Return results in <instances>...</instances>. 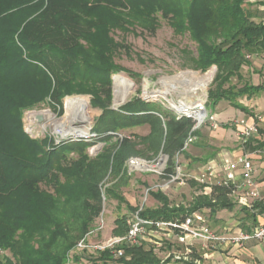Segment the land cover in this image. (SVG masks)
I'll use <instances>...</instances> for the list:
<instances>
[{"label":"trees","instance_id":"obj_1","mask_svg":"<svg viewBox=\"0 0 264 264\" xmlns=\"http://www.w3.org/2000/svg\"><path fill=\"white\" fill-rule=\"evenodd\" d=\"M251 1L0 0V250L12 251L19 264H67L70 258L79 262L82 255L73 252L103 212L102 184L109 174L121 172L127 157L124 149L139 143L144 149L135 153L145 160L167 155V178L175 174L176 159L187 156L184 146L192 119L178 118L174 111L141 98L118 110L111 108L112 76L121 72L115 59L129 51L115 41V31L139 28L154 36L162 18L176 34L188 33L198 46L196 69L206 73L218 68L210 105L227 100L248 111L238 100L256 96L264 85L225 86L233 77L241 78L247 56L264 54V23L253 21L247 11ZM75 94L91 96L102 111L90 140L56 144L52 137L33 138L25 130L26 113L44 107L58 112L65 97ZM137 128L148 129L149 134L133 132ZM116 139L119 144L113 143ZM100 142L104 148L92 159L88 150ZM256 148L263 150L264 143ZM231 194L230 189L215 186L209 195L197 197L191 209H176L168 197L156 193L161 207L141 211L140 216L182 222L204 208L211 213L232 210ZM65 198L77 201L79 210L71 221L59 222L49 207ZM254 209L264 212L260 203ZM117 224L121 230L116 234L125 235L127 221L119 219ZM143 246L123 247L124 257L118 260L110 251L97 260L160 264ZM0 264L13 262L3 259Z\"/></svg>","mask_w":264,"mask_h":264},{"label":"rangeland","instance_id":"obj_2","mask_svg":"<svg viewBox=\"0 0 264 264\" xmlns=\"http://www.w3.org/2000/svg\"><path fill=\"white\" fill-rule=\"evenodd\" d=\"M246 9L251 13L256 23H264V0H253L249 2L246 5ZM113 37L116 42L126 45L129 51L120 52L115 59V64L121 68V72L112 76L114 85L112 109L118 110L137 98H141L150 103H159L165 109L171 111H173V105H171V103L177 104L180 101L195 102L199 98H205L209 113L215 108L210 105L209 93L215 88L214 81L218 73V68L213 66L206 73L196 69L198 46L191 40L188 33L183 35L176 34L168 22L161 18L159 29L154 36L142 29L133 28L126 32L117 30L113 33ZM247 61L249 63H264V54L247 56ZM253 69L256 70V67L253 66ZM213 71L215 72L214 79L205 91L198 89L196 92H191L195 89L194 86L199 82V79L205 78ZM183 74H186V76L179 80H175L176 77ZM240 75L241 78L233 77L225 87L227 89L231 87L239 89L246 83L252 84L254 80L257 81L258 79L254 77L256 73H253L252 70H248L247 66L241 69ZM117 76L122 77L131 88V92L129 91L130 95L118 104L116 103L115 94V78ZM72 98L83 100L89 113L86 111L81 112L83 110H81V107L74 106L72 108L71 105L68 106V100ZM243 103H247L245 99H243ZM252 111H254L255 115L254 125L256 127V133L253 134L249 142L245 145H243L240 140V132L236 133L237 143L245 147L244 154H254L259 151L256 147L260 142L259 137L261 133L257 124L261 121L259 117L262 115L260 114L261 112L256 111V109H252ZM37 114L28 112V114L25 115V130L33 138H45L46 136L56 138V136L66 137L67 135L70 137L71 135H69V133L72 134L73 131L77 130H83L86 133L91 127H94L96 121L102 115V111L94 106L91 96L75 94L65 97L61 109L58 108V112L44 107L43 111ZM38 117L43 118L42 123L37 122ZM228 124H236V119L232 118ZM209 130L213 131L211 122L204 125L199 132L198 141L196 143V146H199L198 153H202L203 155L214 154L211 160L218 161L220 155L225 153L231 154L233 149H237L235 147L220 146L221 143L217 140H214L216 142L211 144V139L207 136ZM217 130L223 132L220 130V127ZM217 130L214 131L215 136H219V134H216ZM139 132L142 135H146V132L142 129L139 130ZM226 133L228 135L226 140L231 143L235 135L231 131ZM123 136L124 135H121V137ZM117 140L118 139L113 141V143L119 144ZM237 143L235 145H238ZM135 144L137 145L135 148L128 147L124 149L127 157L121 172L117 174L116 171H114L113 174H109L102 184L104 194L103 212L90 231L94 233L87 238L88 242L91 244L103 243L110 238L120 236L121 234L117 235L115 232L121 227L117 224V220L125 219V221H128L136 214L134 210L141 209L142 211H153L160 208L161 203L153 196L156 193H161L168 197L170 207L176 209H191L197 197L207 195L205 190L206 185L200 184L193 179V177H198L204 173L206 168L203 162L204 160L189 161L191 163L189 167L184 164V158L183 160H180V158L176 159V164H180L183 172L182 175L185 176L180 177V179L175 182H172L171 179L167 178L165 175L159 177L153 172L133 173L129 175L126 168L127 158H131V156H139L141 158V156L135 152L144 149L141 144ZM103 148L104 145L100 142V144L98 143L91 147L88 150V154L94 159L101 153ZM119 148L120 145L118 149ZM161 154L162 153L148 159V161L159 160ZM201 186L204 187L202 188ZM106 191H112V194H108ZM114 194L119 195L121 199L117 200ZM229 202L233 204L235 199L229 197ZM52 203L54 204L49 207V212L51 217L59 222L71 221V217L79 210L77 201L67 200L66 198L57 199ZM198 213L206 219V223L209 226L213 224L212 222L210 223V218H208L211 216L210 212ZM101 221L105 223V228L97 232L98 224ZM120 230L121 228L118 230L119 233ZM156 236L157 239L153 237L148 238L154 243L142 241L145 242L142 244L144 245L142 248L146 251L152 250L156 260L160 264H203L204 260L200 255V251L203 247L201 243L184 245L178 241L177 233H173L171 237H168L166 233L162 231L159 232V234L157 233ZM212 246L213 245H210L209 247ZM73 253L82 256L85 255L87 257L97 256V254H92L91 252L81 253L77 250ZM176 257H180V259ZM3 259L4 261L10 259L13 264H19L14 253L9 250H0V260ZM91 263L94 264V261H91ZM67 264H76V261L70 258ZM109 264L120 263L115 261L109 262Z\"/></svg>","mask_w":264,"mask_h":264},{"label":"built area","instance_id":"obj_3","mask_svg":"<svg viewBox=\"0 0 264 264\" xmlns=\"http://www.w3.org/2000/svg\"><path fill=\"white\" fill-rule=\"evenodd\" d=\"M177 104H180V102ZM184 107L181 111L174 106L172 108L178 118L186 117L192 119L194 122V126L184 146V151H188L198 141L197 132L208 122L213 123L214 116L207 110L205 98H199L195 102L186 101ZM42 111L29 113L37 114ZM238 126L241 127L240 140L245 145L249 142L253 134L256 133V127L254 124L251 125L245 120H241ZM92 128L86 133L80 130L77 134L69 133L71 135L70 137L67 135L66 137L56 136V138H52L56 144L69 139L88 141L94 136L91 133ZM168 165L169 157L164 154L160 155L159 160L148 161L140 157H131L126 162L129 175L133 173L153 172L159 177L164 176L166 175ZM182 174L180 164H175V174L169 177V179L175 182L183 176ZM255 174L256 169L249 156L243 155L236 159H229L224 155L220 158L219 163L211 160L208 161L204 173L198 177H193V179L200 184L206 185V194L215 186L230 189L232 194L238 197V204L241 207L254 210L255 204L261 199V193L255 181ZM141 211V209L138 210L127 221L128 231L125 235L110 238L103 243L91 244L87 238L94 232H90L78 243L76 250L81 253L91 252L97 255L110 251L113 258L118 260L124 257L125 252L123 247L140 245L142 241L150 240L148 239L149 237L151 238V236L162 231L168 237H171L173 233H177L178 241L184 245L201 243L203 246L209 247L210 245L216 246L228 241L234 246L241 247L250 241L264 243V225H259L249 231H239L229 237H224L213 231L198 212H193L182 222H167L143 219L140 216ZM104 228L105 223L101 221L96 231H102ZM176 258L180 259V257Z\"/></svg>","mask_w":264,"mask_h":264},{"label":"crops","instance_id":"obj_4","mask_svg":"<svg viewBox=\"0 0 264 264\" xmlns=\"http://www.w3.org/2000/svg\"><path fill=\"white\" fill-rule=\"evenodd\" d=\"M246 66L248 70H252L253 73H256L254 77L258 78L257 81L254 80L252 84L250 83H246V84L253 85L255 87L264 85V63H248V65ZM253 66L256 67V70L253 69ZM243 99H245L247 103L244 104ZM238 103L241 104L243 107L247 108L248 111L244 112L237 109L227 100H223L219 102L215 106V108L210 112V114L214 116V122L211 123L213 131L209 130L208 135L205 134L209 136V138L211 139V144H214L216 142L214 140H217L219 143H221L220 146H227L231 148L235 147L237 149H233V151H231L232 152L231 154L225 153L223 155H220L218 157V161H216L213 159L211 160L210 157L212 156V154L203 155L202 153L201 154L198 153L199 146H196L195 144L188 151H186L188 157L183 155L180 156L179 158L180 160H183L184 158L183 161L184 164L190 167L191 166L190 162H192L193 160L210 159L211 161H215L216 163H219L220 158L224 155L229 159H236L243 155L249 156L256 169L255 181L261 193V199L257 203H260L264 206V149L263 150L258 149L259 151H257L254 154H244L245 147L240 146L237 143V139H236V133L240 132L241 130V127L238 126V123L241 120H245L251 125L255 124V120H254L255 115L252 109H256V111H260L261 112L260 114L262 115L259 117L261 121L257 124V126L259 127V131L261 133V136L259 137L260 142L258 143V145L264 143V91L259 92L256 96H253L251 98L245 97L239 99ZM232 118L236 119V124L234 125L228 124V122L231 121ZM219 127L220 130H222L223 132L217 130ZM141 129L146 132V135L149 134L148 129H143V128H137L133 132L142 135L139 132V130ZM216 130H217L216 134H219V136L217 135L215 136L214 131ZM229 131H231L235 135L231 143L226 140V137H228L226 132ZM146 135H142V136H146ZM236 143L238 145H235ZM209 193H211V191L208 192L207 195H209ZM229 197L235 199V202H233L235 207L232 210L224 209L216 213H211L210 209L204 208L195 212H200V213L210 212L211 216L208 218H210V223L211 222L213 223L212 224L213 226L210 224L211 229L224 237H229L232 234L237 233L239 231H249L252 228L259 225H264V212L260 213V209H254V210L248 209V211H245L243 210L244 207H241L238 204L237 196L231 194ZM250 214L251 215L255 214V217L250 216ZM200 216L204 218L201 214ZM156 235L157 234L151 237L157 239ZM147 242L154 243L151 239L147 240ZM144 243L145 242H141L140 245ZM200 253H201L200 254L201 258H203L204 260L203 264H264V243H260L257 241H250L241 247L234 246L230 242L226 241L220 245H216L212 247L203 246ZM100 256L101 255H97L96 257H87L84 255L82 256L79 262H76V264H92L91 261H94V264H103V261L97 260L98 257Z\"/></svg>","mask_w":264,"mask_h":264},{"label":"bare ground","instance_id":"obj_5","mask_svg":"<svg viewBox=\"0 0 264 264\" xmlns=\"http://www.w3.org/2000/svg\"><path fill=\"white\" fill-rule=\"evenodd\" d=\"M188 74H191V73H188ZM184 76H186V74H183V75H180L179 77H176L175 80H179V79L183 78ZM214 76H215V72L213 71L209 75H207L205 78L199 79V82L194 86L195 89L193 91H191V92H196L198 89H201L202 91H205L207 89L208 85L213 81ZM129 91L131 92V88H130L129 84L126 81H124V79L122 77L117 76L115 78L116 103L118 104L119 102H121L122 100H124L126 97H128L130 95V92ZM78 98H72V100L69 99L68 100V106L71 105L72 108L74 106L81 107V110L83 109L81 112L86 111V112L89 113L87 107L84 105L83 100H80ZM80 98H82V97H80ZM171 104L175 108H177L178 110L181 111V110H183V108H185L184 105H186V101H180V104H175V103H171ZM47 114H49V113H47ZM79 131L80 130L73 131V133L74 134H77V132L79 133Z\"/></svg>","mask_w":264,"mask_h":264},{"label":"water","instance_id":"obj_6","mask_svg":"<svg viewBox=\"0 0 264 264\" xmlns=\"http://www.w3.org/2000/svg\"><path fill=\"white\" fill-rule=\"evenodd\" d=\"M37 122H38V123H42V122H43V118L38 117V118H37Z\"/></svg>","mask_w":264,"mask_h":264}]
</instances>
